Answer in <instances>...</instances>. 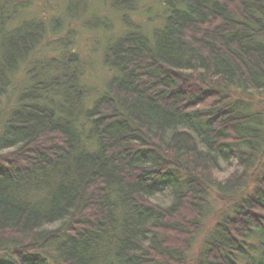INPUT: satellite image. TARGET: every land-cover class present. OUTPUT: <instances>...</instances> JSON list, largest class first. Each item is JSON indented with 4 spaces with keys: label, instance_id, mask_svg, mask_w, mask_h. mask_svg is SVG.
Wrapping results in <instances>:
<instances>
[{
    "label": "trees",
    "instance_id": "obj_1",
    "mask_svg": "<svg viewBox=\"0 0 264 264\" xmlns=\"http://www.w3.org/2000/svg\"><path fill=\"white\" fill-rule=\"evenodd\" d=\"M110 3L124 32L92 107L70 55L2 124L0 264H185L217 202L197 264H264V0ZM27 7L0 0V99L44 38Z\"/></svg>",
    "mask_w": 264,
    "mask_h": 264
},
{
    "label": "rangeland",
    "instance_id": "obj_2",
    "mask_svg": "<svg viewBox=\"0 0 264 264\" xmlns=\"http://www.w3.org/2000/svg\"><path fill=\"white\" fill-rule=\"evenodd\" d=\"M110 1L31 0L26 4L23 0H18L21 6H28L26 9L16 8L19 19L42 23L45 34L28 61L12 76L6 93L0 99V129L15 108L21 91L30 85L27 75L33 71L36 73L38 66L49 67L50 61L54 59L62 62L64 66L70 55L74 56L71 67L66 72L63 69L57 70L58 74H54L53 78H60L65 72L68 79L74 80L81 95L83 112L92 107L95 100L105 91V86L113 75V71L103 62L105 50L111 40L124 32ZM132 18L136 24H144L143 19L137 16ZM105 19L109 23H106ZM104 24L110 26L107 31L104 30ZM258 102L263 104L264 99L256 97L253 100L257 109L263 108ZM250 182L248 187L251 188ZM239 196L241 195L235 198ZM230 206V202L214 204V210L205 218L202 232L192 243L185 264H197L206 233Z\"/></svg>",
    "mask_w": 264,
    "mask_h": 264
}]
</instances>
